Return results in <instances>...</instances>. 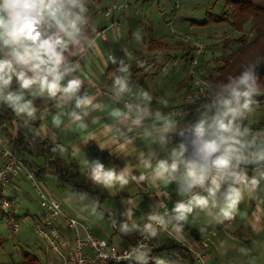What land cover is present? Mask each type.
<instances>
[{"label": "clouds", "instance_id": "clouds-1", "mask_svg": "<svg viewBox=\"0 0 264 264\" xmlns=\"http://www.w3.org/2000/svg\"><path fill=\"white\" fill-rule=\"evenodd\" d=\"M88 12L86 0H0V44L9 50L7 58L0 59V103L6 104L18 117L35 120L37 109L31 99L25 98V90L36 87L40 96L46 94L48 98L54 99L60 94L64 100L74 99L75 107L81 113L72 111L68 115L74 122H78L80 129L87 128L84 117L89 115L90 110L99 109L101 105L94 103V96L87 93L78 95L83 85L79 77L67 80L66 83L64 81L70 72L79 68V63L70 61L66 53L75 54L73 50L76 49L83 53L95 43L88 33L92 19ZM136 39H140L138 34ZM109 59L116 62L113 56ZM120 63L117 71L122 75L110 73L114 77L112 87L118 98L131 92L128 84L130 65L123 60ZM256 66L250 65L240 75H230L226 83L216 85L212 89L211 102L202 106L204 110L194 124L179 127L178 121L171 115H165L159 110L155 112L154 120L159 125L156 130L160 143L163 145L168 142L169 133H177L189 139L197 158L186 160L187 145L181 142L178 148L171 150L168 158L157 159L155 165L151 158L145 159L141 153V166L152 169V175L165 184L179 180L182 183V195L196 187L203 189L206 194H192L187 201L177 202L171 214L166 210L164 214L148 215V222L142 228L135 223L131 226L127 222L122 223V233L137 229L149 238H155L159 231H167L171 224L172 230L179 234L195 210L212 216L211 209H218L215 217L218 222L220 218H235L238 205L243 200L240 185L255 191L260 180L264 179V173L259 177H249L240 167L241 164L264 165V131H253L242 124L245 114L257 102L258 77L252 71ZM14 78L19 85L18 91L10 90ZM137 96L139 102L135 104V111L133 104L129 103L125 105L126 112L114 109L111 115L118 119L132 120L136 126L142 125L145 118L152 116L150 106L153 98L147 91H140ZM57 107L61 105L57 104ZM61 123L59 114L53 117L55 127H60ZM153 126L156 127L155 124ZM36 134L43 136L41 130ZM145 135L151 136V133ZM90 138L95 139V136ZM128 142L125 137V143ZM51 151L63 153L66 149L56 144ZM85 163L89 169L88 178L104 189H112L117 185L123 189L130 180L140 183L147 178L143 173L139 177L131 175L127 168L118 171L115 166L106 167L99 158L86 160ZM96 207H99L98 203ZM126 215L131 218V211ZM133 253L134 257L125 254L114 255L112 258L117 261L134 258L142 264H148L151 259L155 264H168L161 257L150 256L151 249L144 244H138ZM101 256L105 260L109 258L107 253H101Z\"/></svg>", "mask_w": 264, "mask_h": 264}, {"label": "crops", "instance_id": "crops-1", "mask_svg": "<svg viewBox=\"0 0 264 264\" xmlns=\"http://www.w3.org/2000/svg\"><path fill=\"white\" fill-rule=\"evenodd\" d=\"M131 1L133 0H108L105 3V0H103L95 12L90 14L92 18L90 31L95 43L83 53H80L79 49L73 50L75 54H72V56L70 53H66L70 61L79 63V68L70 72L65 77L64 83L67 80L79 77L83 81V85L78 95L83 96L87 93L94 96L96 98L94 103L101 105L99 109L90 110L89 115L84 117L87 128L80 129L78 122H74L68 115L72 111H76L78 114L81 113V110L75 107L74 99L64 100L60 94L56 98L50 99L46 94L40 96L37 88L34 87L31 90H25V98L33 101L37 109V118L28 120L24 116L18 117L15 115L13 121L8 123L4 130V136L9 141L22 135L30 145L37 141L52 147L56 144L64 146L65 152L54 153L56 156L55 164H49L42 156L35 154L31 156L37 162L32 164L42 171L39 176L42 187L46 190L48 196L56 200L67 214L85 225L89 221L88 230L95 237L103 239L118 248H128L134 240L136 230L133 229L130 233L125 234L120 231V225L125 222L129 226L134 223L139 225L142 221V212L150 209L156 198L163 199L165 207L172 209L177 202L187 201L193 193L192 189L191 192L182 195V183L179 180H172L170 183L165 184L163 180L152 175V169L141 166V153H143L145 159L151 158L153 165H155L157 159L168 158L171 150L179 146L173 144L172 147L168 142L163 145L160 143L159 134L156 130L159 125L154 120L157 111L155 108L150 107L152 116L145 118L140 126L134 125L132 120L118 119L111 115V111L114 109L127 111L124 106L114 105L108 99L109 95L114 96L115 94L114 89H112L114 77L110 73L115 72L116 75H122L117 71L121 66V60L130 65V77L133 70L143 68L138 66L145 62L147 64L148 62L154 63L155 60L161 57L163 60L165 58V60H168L171 51H182L183 53L182 46L178 43L174 44L173 41H166L164 35L157 33L156 30L155 32L152 29V22L145 15L142 20L134 13L132 17L136 23L132 22L129 12ZM115 3L127 4L128 8L122 14L114 12L112 17H104L102 12L111 8ZM141 4L142 6L149 4V0H143ZM123 20L126 24H122ZM111 22H115V24L111 26ZM202 29L200 26L197 31H202ZM101 30H105V33L99 34ZM137 34L140 37L139 40L136 39ZM149 35L156 36L149 38ZM154 39L162 40L168 47L156 54L151 52L149 42ZM127 44L133 47L129 62H126V57L130 52L126 50ZM8 51L5 46L0 44V59L7 58ZM145 52L148 54L143 56ZM110 56L115 57V63L109 59ZM144 74L145 76L132 81H129L128 77V84L147 78L146 71H144ZM187 88V84L183 86L181 95L176 99L174 106L180 104V99L186 93ZM10 90H19L15 78ZM126 94L124 93V95ZM128 94L131 96H127V98L133 104L135 111V104L139 102L138 92L132 90ZM105 97L107 101H103ZM125 100L128 99L125 98ZM57 104H60L61 107H57ZM57 114L60 115L62 120L60 127H55L53 124V117ZM176 121H178L179 127L189 124L187 121ZM154 124L156 127L153 126ZM129 128L132 130L129 131ZM39 130L42 131L43 136L36 134ZM145 133H151V136H147ZM92 136H95V139H91ZM125 137L130 142L125 143ZM153 137L155 140H153ZM168 140L171 139L168 138ZM97 158L106 167L115 166L118 171L127 168L131 175L139 177L143 173L147 178L140 183L130 180L129 184L123 189L119 185L112 189H104L93 184L88 178L89 169L85 161ZM41 159L43 162L39 161ZM84 169L85 171H83ZM182 171L183 168L181 167ZM21 179H13L9 188H12L13 191L17 190ZM194 190L200 194L203 193V189L199 187L194 188ZM87 196H92L95 200H88L86 199ZM85 199L86 204L91 205L93 210H88L85 206L82 207V202ZM97 203L99 207H96ZM129 211L132 213L131 218L126 215ZM39 216H42L41 212ZM33 217L40 218L38 216ZM41 221H43L42 217L40 223ZM56 229L69 246L72 233L58 223ZM180 242L193 251H199L202 247H205L207 250L205 261L212 262L209 244L203 239L202 235L199 241H195L182 231L179 240L174 244L166 240L163 241V244L166 248L171 249ZM62 251L66 253L67 249ZM55 260V264H62V261L58 258Z\"/></svg>", "mask_w": 264, "mask_h": 264}, {"label": "rangeland", "instance_id": "rangeland-1", "mask_svg": "<svg viewBox=\"0 0 264 264\" xmlns=\"http://www.w3.org/2000/svg\"><path fill=\"white\" fill-rule=\"evenodd\" d=\"M142 1H131L130 20L135 22L132 17L134 13L142 20L145 15L152 22V29L164 35L166 41H173L176 44L179 43L178 40H185V42L187 40L190 43L200 42L203 44L205 49L199 58L200 65L204 67L199 69L203 77L214 73L217 66L221 65L229 55L233 57L235 72L233 71L232 74H236V76L245 71L248 66L253 64L258 66L264 62V24L262 20L258 19V23L254 24L249 19L241 26L236 25L231 28L228 23L209 22L205 26H201L202 31H197L200 29V25L192 24V22L201 23L210 19L211 16L219 15L223 10L222 0H149V4L143 6ZM107 2L108 0H105V3ZM105 3L103 2V4ZM228 14L230 15L229 12ZM259 16H264V14H259ZM122 24H126L125 20ZM153 36L156 35H149V38ZM228 42L230 43L227 44ZM236 42L241 44L237 54L235 53ZM224 44L227 47H224ZM132 49L133 47L127 44L126 50L130 52L126 57V62L131 60ZM147 54L145 52L143 56ZM169 56L168 60H165L166 58L163 60L161 57L154 63L147 64L145 62L139 65V68L144 67L148 75L147 78L129 84L131 91L138 93L147 91L153 98L150 107L163 114L174 106L176 99L181 95L183 86L186 84L188 86L189 81L191 57L184 59L182 51H171ZM149 70H151L150 73ZM258 85V94L255 97L257 102L252 105V110L245 114L242 121H244L243 126H247L253 131H264V78L258 80ZM114 96L116 95L114 94ZM127 96L131 95L127 93L126 95L122 94L119 98L116 97L120 100L126 98L131 103ZM106 99L105 97L103 101H107ZM109 101L111 100L109 99ZM111 103L119 107L123 106L121 102L111 101ZM168 143L172 147L174 146L171 140H168ZM25 159L31 163H37L31 156H25ZM39 161L43 162L42 159ZM32 166L34 167V165ZM252 166L249 164V167ZM246 172L249 177L253 175L259 177L261 173H264V170L253 171L249 168ZM240 187L243 190V200L238 205L234 219L220 218V222H218L215 218L218 209H211L212 216L195 210L188 217L185 225L196 229L209 244L212 262L205 261L204 264H264V179L260 180L255 191L245 185H240ZM43 190L47 194L44 188ZM6 196L11 199L16 208L13 216L18 229L13 232L7 221L0 222V264H19L22 252L37 257L40 264H55L57 255L52 251L50 243L33 230L38 219L41 220L42 216L39 215L42 210L38 195L30 187V183L22 178L18 183L17 190L13 191L12 188H8ZM86 199L95 200L92 196H87ZM86 199L83 200L82 207L85 206L88 210H93L91 205L86 204ZM88 222H86V226H89ZM39 225H44L43 221ZM46 233L48 234V232Z\"/></svg>", "mask_w": 264, "mask_h": 264}, {"label": "built area", "instance_id": "built-area-1", "mask_svg": "<svg viewBox=\"0 0 264 264\" xmlns=\"http://www.w3.org/2000/svg\"><path fill=\"white\" fill-rule=\"evenodd\" d=\"M127 8V4L115 3L111 8L106 9L103 15L106 18H110L114 12L122 14ZM114 24L115 22H111V26ZM104 33L105 30L99 31V34ZM192 45L187 91L182 97L180 104L173 106L165 113V115H171L175 120L187 121L188 123L199 119L200 113L204 110L202 106L211 102L212 89L214 88L203 77L198 68L199 58L205 46L200 42H193ZM108 98L113 102H121L124 107L129 104L127 100H120L113 95H109ZM6 126L7 123L0 124V222L3 220L7 221L13 232L18 229L13 216L16 208L13 205L14 203L7 199L6 190L10 187L13 179L23 178L30 183V187L38 195L39 205L42 210L44 225L36 224L33 230L38 236L50 243L52 251L62 261V264H142V262L134 258L121 261L112 258L114 255L122 256L125 254H130L134 257L133 249L138 244H144L146 248L151 249L150 256L161 257L168 264L170 262H176V264H204L205 256L207 255L205 247H202L199 251H193L182 245L181 242L171 249L164 246V240L171 244L179 240L180 233L174 232L171 224L168 225L167 231H159L155 238H149L147 234H143L136 229L134 240L128 248H118L103 239L95 237L85 224L67 214L56 200L45 193L41 182L37 178L38 168L21 160L14 152L11 141L4 136ZM240 167L245 171L249 168L253 171L264 170V165H253L252 167L241 165ZM192 192V194L198 193L194 189ZM166 210L171 214L172 209L165 207V201L161 198H156L153 206L142 212V221L139 225L142 228L143 224L148 222V215L164 214ZM57 223L72 233L69 246H67L68 244L65 240L60 238V234L56 229ZM63 249H67V252L64 253ZM101 253H107L109 258L107 260L103 259ZM148 264H155V262L150 259Z\"/></svg>", "mask_w": 264, "mask_h": 264}, {"label": "trees", "instance_id": "trees-1", "mask_svg": "<svg viewBox=\"0 0 264 264\" xmlns=\"http://www.w3.org/2000/svg\"><path fill=\"white\" fill-rule=\"evenodd\" d=\"M102 1L103 0H87V6L89 4L88 6L89 16L92 12H95V10L100 6ZM222 1H223V10L219 15L211 16V18L208 19L207 21H203L201 23L192 22V24L205 26L209 22L215 24L228 23V25H230L231 28L232 26L234 27L236 25L241 26L242 24H244V22H246L249 19L254 24L258 23V19L262 20L263 21L262 23L264 24V16L261 17L259 16V14H264V0H222ZM228 12L230 13V15L228 14ZM91 23L92 21H90L88 28V33L90 36H91V31H90ZM53 31H55V29ZM178 42H179L178 44L183 47L184 59L191 57V52L193 49L192 42L190 43L187 40L186 42L185 40H178ZM229 43L230 42H228L227 44ZM235 44H237L236 45L237 49L235 52L237 54L241 48V44L239 42L238 43L236 42ZM167 47L168 45L160 39H154L149 42V50L155 54L163 51ZM224 47H227V45L225 46L224 44ZM198 68L199 69L204 68L203 66L200 65V61ZM234 68L235 67L233 63V57L232 55H229L224 59V61H222L221 65L217 66L216 71L214 73H209L207 77L204 78L210 84H212L213 87H215L221 82L226 83L228 76L230 75L236 76V74H232ZM144 71H145L144 67L141 69L137 68L133 70L131 76L129 77V81L136 80L139 77L145 76ZM150 71L151 70H149V73ZM252 71L258 77V80L264 78V62L260 63L258 66L253 68ZM14 117H15V113L6 104L0 103V124L11 123ZM243 122L244 121H242V124ZM11 143L16 155L27 164L33 165L31 162L25 159V156H32L33 154L44 157L49 164L56 163V156L51 151L52 146H47L45 143H38L37 141H35L33 144L30 145L27 141H25L22 135L12 140ZM40 173H42L41 169H39V175L37 176L38 180ZM6 197L8 200H11L8 196ZM37 222L40 223V220L38 219ZM183 232L187 236L193 238L195 241L200 240L201 235L196 229H193L185 225ZM19 264H40V262L37 257L22 252L21 261L19 262Z\"/></svg>", "mask_w": 264, "mask_h": 264}, {"label": "water", "instance_id": "water-1", "mask_svg": "<svg viewBox=\"0 0 264 264\" xmlns=\"http://www.w3.org/2000/svg\"><path fill=\"white\" fill-rule=\"evenodd\" d=\"M168 137L171 139L172 143L175 145H179L181 142H183L187 145V152L185 153V159L186 160H191V159L197 158L195 156L194 147L191 145L188 138L181 137L177 133H169Z\"/></svg>", "mask_w": 264, "mask_h": 264}]
</instances>
